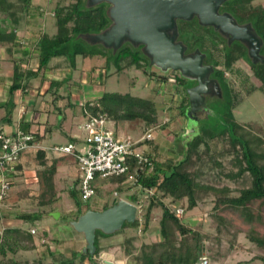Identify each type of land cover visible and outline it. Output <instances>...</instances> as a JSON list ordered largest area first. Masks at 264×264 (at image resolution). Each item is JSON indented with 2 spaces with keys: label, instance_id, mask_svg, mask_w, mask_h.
I'll return each instance as SVG.
<instances>
[{
  "label": "trees",
  "instance_id": "16d2710c",
  "mask_svg": "<svg viewBox=\"0 0 264 264\" xmlns=\"http://www.w3.org/2000/svg\"><path fill=\"white\" fill-rule=\"evenodd\" d=\"M86 1L73 0L71 4L55 9L57 33L53 36L44 32L38 34L36 40L38 65L35 68H24V64L14 61L13 74L6 87V93L11 98V107L3 118L4 123H9L12 120V113L16 108L14 102L16 94L33 90L34 82L38 79L41 84L51 80L50 90L55 89V95L59 96L61 87L69 83L72 75L61 81L52 79L51 73H53L54 67L51 63L54 59H69L73 71L76 68L78 57L83 59L105 58L107 72L111 65L116 66L119 72L122 71V62L131 59L128 67L135 65L147 74L150 72L147 69L150 63L149 59L143 57V53L130 44H126L114 54L112 50H107L100 45L92 46L81 39L82 35L100 33L111 25L108 16L109 4L103 3L89 8L86 6ZM253 1L231 0L227 6L231 8L234 16L241 23L251 22L264 41V5L256 6L252 3ZM32 7L33 0H0V46L9 47L11 55L16 49L23 46L18 35V27L26 16L31 15ZM180 34L182 41L189 46V50L199 47L208 54L206 63L214 65L215 75L222 84L223 100L221 102L223 108L221 111L223 115L218 118L220 122L215 127L216 129H213L214 126L211 128L204 125L198 132H195V136L186 143L183 158L180 160L161 162L149 153L144 154V158H147L148 162L140 163L138 158L133 156L126 162L128 166L126 174L104 179L117 184V190L122 193L124 188L129 186L130 178L135 177L136 182L128 188L135 187L134 194L130 195V199H132L130 202L136 205L141 202L140 191L150 193L154 190V193L150 194L152 200L145 213L144 231L149 230L154 207L158 205L162 209L159 221L161 240L143 244L140 253L135 255L133 246L135 238L128 237L124 240L125 254L130 256L135 264H197L203 251L204 242L209 240L212 242L211 257L218 262L226 257L221 248L223 235L233 232L235 239L241 230L234 224L233 219L224 216V213L228 211L232 214L231 216L236 217L246 227L247 238L257 247L259 253L255 259L264 263V233L260 231V229H264V137L236 120L234 110L240 104L239 95L226 78L227 73L240 76L243 90L247 92L248 96L257 90L264 93V64H253L247 54V48L243 44L234 42L230 46L227 45L212 28L199 25L197 19L191 22L182 21ZM262 52L264 53V46ZM238 61H245L251 72L245 73L237 69L235 66ZM170 78L178 85V89H180V84L184 87L189 82L183 77L179 80L175 76L163 75L161 77L163 82ZM253 78L261 83L259 88L255 86ZM187 88L184 87L182 92L181 107L183 110L181 111L184 116L189 104ZM7 105V102L3 104V106ZM157 111L154 101L121 93H104L96 101L83 105V112L87 117L98 118L106 114L108 121L118 123L141 120L150 127L158 124ZM3 133V129L0 128V134ZM24 133L33 137L29 142L31 144L39 142V139L42 138L39 135ZM12 135H17V132ZM215 139H221L225 143V147L222 151L212 153L209 140ZM36 153L40 165L44 167L38 172L42 189L37 200L38 205L45 208L58 200L54 182V177L57 174V160L47 166L46 152L40 149ZM227 157L232 159V169L226 174V177L234 181L237 187L231 189L230 186L217 187L203 184L201 178L204 175L203 168L207 165L206 160L213 162L214 167L222 168V163L218 159ZM205 158L207 159L205 160ZM8 168L6 176L12 186V179L17 176L15 172H21L22 166L15 164ZM78 181L80 185V180ZM96 192L99 193L98 188H96ZM70 196L77 207V219L91 210L82 204L80 190L71 189ZM209 196L214 198L211 225L216 229V235L189 229L177 214L179 208L184 209V212L187 213L196 209L200 201ZM166 199L171 200L170 204L165 202ZM111 206L106 204L103 210ZM19 217L27 221L41 218L42 213L39 212L37 216L32 213H22ZM140 224L141 221L137 217L134 223H125L121 231L128 228H139ZM105 236L101 231H97L95 256L103 252L98 242L100 237ZM235 243L236 240H233L230 248L233 249ZM35 248L34 235L31 231L26 232L18 227L6 228L0 233V255L2 256L0 264H85L88 259L95 260V256L91 258L88 253H82L81 256H79L80 253H75L71 258L65 257L59 262H31L14 258L22 250L29 251Z\"/></svg>",
  "mask_w": 264,
  "mask_h": 264
},
{
  "label": "rangeland",
  "instance_id": "374dc122",
  "mask_svg": "<svg viewBox=\"0 0 264 264\" xmlns=\"http://www.w3.org/2000/svg\"><path fill=\"white\" fill-rule=\"evenodd\" d=\"M72 1L73 0H33L31 15L26 16V18L23 19L21 25L18 27L19 30L21 29L22 31L31 34L29 35L30 38H28L27 42H25L26 44L24 45L25 47L29 48L28 52L30 54H24L25 51L23 46L18 48V50L16 49L12 55L9 52V47L0 46V85L5 86L4 95H6V87L9 85L10 78L13 74L14 61L16 60L17 62L24 64V68H35L37 66L38 52L36 49V40L38 38V34L44 32L50 36L55 35L57 33L56 18L54 15L55 9L59 6L69 5L72 3ZM254 4L257 6L264 5V0H256ZM143 57H145L144 54ZM130 61L131 59L122 62L121 66L123 69L120 72L114 65H111L110 70L107 72L105 58L83 59L82 57H78L76 68L73 71L70 67L69 59L67 58L54 59L52 61L51 65L54 67V71L51 73L52 79L61 81L67 78L69 75H72V79L69 81V83L66 85L64 84L59 92V96H62L64 101L60 100L56 102V104L60 102V106L62 108L63 106L67 107L63 108V110L66 109L65 111L67 116L69 118L71 116L72 121L74 120L73 125H70L68 122L65 129L67 132H69V134H71V132L73 133V131L77 129L76 127L80 125H77V123H81L83 120L85 123V118H87L83 112V104L85 102H83L82 105L74 104V101H78V98H72V89H79L80 91L88 93L89 86L91 84L93 87L90 88L93 90V93H88V95H85L87 99L93 98L95 99L94 101L99 99V97H102L104 93L129 94L134 97L149 99L155 102L158 109L157 126L150 127L141 120L118 122L116 124L118 125V128H121L122 131L127 130L128 132L127 136L120 139L132 138L135 141H139L147 134L151 133L153 137L151 140L145 142L143 141L137 145V148H139L138 152H142L144 154L150 153L161 162L167 160L178 161L183 158L186 143L191 140L193 136H195V132H198L192 128L194 124L189 122L187 115L184 116L181 111L183 110V107H181V102L183 100L182 92L184 87H189L191 83L187 82L184 87L180 84V90L178 89V85L171 78L170 80L168 79L167 81L163 82L161 77L163 75H168V73H162L149 63L147 69L150 72L147 74L143 70L138 69L135 65L128 67L127 65L130 63ZM235 67L244 71L245 73L251 72L249 65L246 62L236 63ZM172 72H174V76L178 80L183 77L178 71ZM107 74L108 77L106 78ZM226 78L229 80L230 84L234 87L239 95L238 100L240 104L234 110V116L236 120L239 123L250 127L257 134L264 137V93L261 90H257L251 96H248L247 92L243 90L241 83L242 78L240 76L227 73ZM252 80L256 87L259 88L261 86V83L257 79L253 78ZM88 81L90 84H87ZM94 85H96V87ZM36 86H40L39 79L34 82V89L37 88ZM52 91H55V89ZM75 93L77 94V91H75ZM49 98H51L50 95L48 96V99ZM10 99L11 98L6 97L5 102H7L8 105L0 107V128L4 131L11 130L10 127H12V129L17 128V120L19 116L18 109L12 113L14 119L13 125H6L3 122V118L6 116L7 110L11 107ZM40 103H38V106ZM50 104L51 103H49V105ZM209 105L213 108L215 114L208 118L207 116H203V119H200L198 122V130L204 125H208L211 128L214 126L213 129H216L215 127L220 122L218 118L223 115L221 111L223 108L222 102L217 101L216 98H211L209 100ZM216 114L219 116H215ZM82 116H84L83 120L81 118ZM188 122L191 126H189ZM84 123V129L81 133V138L83 135L87 134ZM115 123H108L109 129L113 133H115L117 128ZM120 134L124 135L125 133L120 132ZM59 141L57 140V142ZM209 144L212 153L222 151L225 147V143L221 139L209 140ZM78 145V148L81 150H84L86 147L85 142H82ZM54 148V152L60 156L58 158H62L57 163V174L58 170L63 168L62 173L59 176L56 174L54 177L56 194H62L60 200H58V202L56 201L57 203L54 202L46 208H41L38 205L39 203L37 197L39 196L40 192L37 193L36 189L38 188V182L35 178V170L37 173L39 171L36 166L37 161L33 158V156L40 149L39 143L36 142L35 148L28 151V153L34 155L25 158V171L22 174L17 175V180L14 184L16 185V188H13V192L16 194L14 193V195H10L12 192L11 188L8 193L9 196L0 204V233H2L8 225L6 223V219L3 218V215L7 210H11L13 213L18 209L19 212L20 210L28 211V213L34 214V216H37L39 212L42 213L41 218L20 221L17 225H14L21 226L26 232H30L31 228H35L38 234L34 235V241L39 243L37 249L35 250L20 251L14 256L16 260H27L31 262H59L65 258V254L58 255L59 246L55 244V239H67L66 242H73L75 246H78V243L80 242L79 240H82L84 237L82 234L75 231V229L71 226V222L78 217L77 212H69V210L75 206V202H73L67 193L66 196L63 195V192L66 191L68 182L67 179L71 178L73 173L76 172H74V170H76L75 164L77 165V163L73 157H66L68 155H63L60 152L55 151ZM61 155L65 157H61ZM206 159L207 158H205V160ZM218 160L222 163V168L214 167L213 162L206 160L205 163L207 165L203 168L204 175L201 178L202 183L217 187L230 186L231 189H235L237 184L226 177V174H228L232 169V159L227 157L225 159L221 158ZM53 162L54 159L51 160L47 166H50ZM66 167L68 168V172L66 171ZM98 183V185H100L98 188L99 193H97L89 201H82V204L86 208H90L91 210L95 211H102L106 207V204L111 206L115 204L114 202H118L119 200H132L130 199V195L134 194L135 187L131 189L128 188L132 185V182H130L131 185L129 184V186L125 185L128 187H125L122 193L117 190V184L108 182L105 187L102 180H100ZM70 187L71 186L68 185V188ZM139 193L141 202L138 204L139 206H137L139 208L138 218L141 221V226L139 228H128L124 231L120 230L115 234L100 237V240L101 238H105V243L111 242L109 245L115 246L117 250V262L112 264H135V262L131 260V257L125 254L124 240L128 237L135 238V241L133 242L135 255L140 253V249L143 244H151L161 240L159 221L162 215V209L160 206L156 205L154 207L151 215L149 230L144 231L145 213L152 200L150 194H153L154 190L150 191V193H148V191H140ZM234 195H237V193H234ZM165 202L170 204L171 200L166 199ZM213 207L214 198L209 196L203 201H200L199 206L196 209L188 213L185 211L179 217L189 229L196 231L200 230L206 234L216 235V229H214L211 225V213ZM52 213L59 214V218L53 217L51 215ZM231 215L232 214L228 213V211L224 213V216H226L228 219H233L234 224L240 227L242 231L240 230V233H237L235 239L233 232L223 235L221 248L226 257L218 262L212 259L210 251L212 242L205 240L200 258L206 256L210 264H264L262 261L255 259L259 253L257 247L248 240L245 232L246 227L240 221H238L236 217ZM260 231L264 233V229H260ZM42 239H45L47 242L42 243ZM233 240H236V245L232 249L230 246L233 243ZM53 248H56V251H53L55 256L50 257V249ZM60 249L66 250V247L62 246ZM101 249L104 250L106 248ZM102 257H104L105 260L106 257L104 256L103 252L96 254L94 261L88 260L90 263L104 264L103 260L101 259ZM1 260L2 256L0 255V261Z\"/></svg>",
  "mask_w": 264,
  "mask_h": 264
},
{
  "label": "water",
  "instance_id": "95a60500",
  "mask_svg": "<svg viewBox=\"0 0 264 264\" xmlns=\"http://www.w3.org/2000/svg\"><path fill=\"white\" fill-rule=\"evenodd\" d=\"M230 0H87L86 6L96 7L109 4L108 16L111 25L97 34L80 36L86 43L100 45L117 53L123 46L130 44L134 48L142 47L151 66L162 73L178 71L183 78L195 81L197 86L188 90L190 106L187 118L198 131V122L203 119L200 111L205 108L206 95L211 94L214 85L220 92L221 85L211 79L214 66L205 65L206 54L198 48L187 53L188 46L179 40V21L191 22L198 19L199 25L213 27L228 39L229 46L240 42L248 49L253 64H264L263 39L258 35L252 23L240 25L229 13L220 14V8ZM211 86V87H210ZM188 122V123H189ZM189 126L190 123H189ZM59 218V214H51ZM138 217V207L126 200L103 211L88 210L71 226L84 236L86 247L83 254L91 258L96 253V233L112 235L120 231L125 223H134ZM81 256V254H79Z\"/></svg>",
  "mask_w": 264,
  "mask_h": 264
},
{
  "label": "crops",
  "instance_id": "0c3cea01",
  "mask_svg": "<svg viewBox=\"0 0 264 264\" xmlns=\"http://www.w3.org/2000/svg\"><path fill=\"white\" fill-rule=\"evenodd\" d=\"M18 35H19V38L23 44V48L25 51L24 54H30L28 52L29 48L25 47L24 45L26 44L25 42H27L28 38H30L29 35H31V34H29L28 32L26 33L20 29L18 31ZM3 63H6V62H3ZM50 84H51V80H47L43 84H41V82H40V86L39 87L36 86L37 87L36 89L30 90L26 93H24V92L23 93H17L15 98H14V102L16 104V108L14 109V111L17 109L19 110V116H18V120H17V128L12 129V127H10L11 130H9V131L3 130V131L5 134H12V133L22 131V132L31 133L35 136L39 135L40 137H42L41 139L38 138L39 139V142H38L39 143V149H42L46 152L45 158L47 159L48 163L53 159L54 160L59 159V160H57V163H58L60 161V159H62V158H58L60 156L54 152L53 148L56 146H67V145L73 144L75 147V150L81 151V149L78 148V146H79L78 144L85 142L84 139L86 137V134L83 135V137L81 138V136H82L81 133L84 129V127H83L84 116L81 117L83 121L81 120L82 121L81 123H79V122L77 123V125L80 124L81 126L79 125L78 127H76L77 129L74 130L73 133L71 132V134H69V132L66 131L65 128H66V125L68 124V122L70 123V125H73L74 120L72 121L71 116H70V118L67 116V113L65 111L66 109L63 110V108H67V107L63 106V108H62L60 106V102L58 104H56L57 101H60V100L64 101V98L62 96L55 95V93H54L55 91L50 90ZM87 84H90L89 81L87 82ZM94 86L96 87V85H94ZM0 87H1L0 88V101H1L0 107H3V104L5 103V100H6V97H8V94L6 93V95H4V90H5L4 85H0ZM90 87L92 88L93 86L90 84L88 93H93V90ZM75 91H77V94L75 93ZM94 91H96V90H94ZM72 92H73L72 98H78V101H74V104H76V105H79V104L82 105L83 102H85V103L94 102V100H95L93 98L87 99L86 95H88V93L80 91L79 89H72ZM61 93H62V91H61ZM49 95L51 96V98L48 99ZM38 103H40L39 106H38ZM49 103H51V104L49 105ZM11 118H12V120L9 123H5L6 125H13L14 124L13 116ZM67 119H68V121H67ZM85 119L87 120V118H85ZM109 122L115 123L113 121H108V123ZM108 123H107V129H108V131L112 132L108 127ZM116 124L117 123H115V126H117L116 131H115V133H113V132L112 133L117 138H124L125 136H127L128 135L127 130L122 131V129L118 128V125H116ZM120 132H123L125 134L121 135ZM57 140L58 141L61 140V141L57 142ZM62 140L64 143L62 142ZM31 155L33 156L34 154H31V153L27 154L26 153V154L22 155L20 157V159L17 161L16 165L18 164V165L22 166L21 172H19V173H17V171L15 172L17 175L22 174L25 171V164H24L25 158L31 157ZM61 157H65V156L61 155ZM66 157H72V156H66ZM33 158L36 159V161H37L36 166H37L38 171L42 170L44 167L41 165L39 166L40 162H39V159L37 158V153H35ZM75 168H76V170H74V172L75 171L76 172L73 173V176L71 178L67 179L68 182H67V186H66V191L65 192L62 191L63 195L66 196L68 194L70 198H71V196H70V190L71 189L75 191L77 188V190H79V181L78 180H80V172H79V168L76 164H75ZM62 169L58 170L57 176L61 175ZM66 171L68 172L67 167H66ZM35 172H36L35 178L37 179V182H38V186H37L38 188H36L37 193H39V192L41 193L42 188L40 185V179L38 177V173L36 170H35ZM16 178H17V176H15L12 179V181H13L12 186L16 183V180H17ZM100 180L103 181V184L106 187V184L108 183V181L101 179V178H97L96 182H95L96 188H99L100 185H98L99 184L98 182ZM77 181H78V185H77ZM68 185H70L71 187L68 188ZM12 186H11L12 192L10 195H14V193H15V192H13V188H16V185H14L13 187ZM61 197H62V194L57 195L58 200H60ZM58 200H57V202H58ZM128 202H130V201H128ZM130 203H132V202H130ZM132 204H134V203H132ZM134 205H136V204H134ZM138 211H139V208H138ZM69 212L70 213L71 212L76 213L77 212L76 205L73 208H71L69 210ZM22 213H28V211H21L20 210V212H19V209H18V210H16V212L13 213V212H11V210H7L3 215L4 216L3 218L6 219V223L8 224L6 226V228H9V227L22 228L21 226H14V225H17L18 222L24 221L19 217V215ZM75 220H77V219H75ZM32 229H35V228H31V230ZM37 234H38V232H37ZM66 240L55 239V241H56L55 244H57L59 246V248H58L59 254L58 255L65 254L66 258H71L72 255L75 253L82 254L83 249L86 247V241H85L84 237L82 238V240H79L80 242L78 243V246H75V244L73 242L72 243L66 242ZM43 241H45L44 243L47 242L45 239H42L41 242L43 243ZM110 243L111 242L105 243V238H101V240L99 241V246L101 248H106L103 250V254L106 258H105V260H104V257L101 258L103 260L104 264H106V263L112 264L114 262H117L116 261V251L117 250H116L115 246L109 245ZM35 244H36L35 249H37L39 243L35 241ZM62 246H65L66 250L60 249V247H62ZM55 249L54 248L50 249V251H51L50 255H49L50 257L55 256L53 254V251ZM89 263H90L89 260H86L85 264H89Z\"/></svg>",
  "mask_w": 264,
  "mask_h": 264
},
{
  "label": "built area",
  "instance_id": "2783aa9c",
  "mask_svg": "<svg viewBox=\"0 0 264 264\" xmlns=\"http://www.w3.org/2000/svg\"><path fill=\"white\" fill-rule=\"evenodd\" d=\"M107 123L106 114L98 118L87 117L84 150H75L73 144L54 148L55 151L63 155L72 156L76 161L80 172L79 190L84 202L89 201L97 194L95 185L97 178L107 179L126 174L128 172L126 162L133 156L138 158L140 163L148 162V159L144 158V153L138 152L137 145L143 141L151 140L153 138L151 133L139 141L132 138L120 139L108 131ZM32 139V136L26 135L24 132H17V135L0 134V204L11 190L10 180L6 176L8 167H13L22 155L35 148L34 143H29ZM130 182L134 185L135 177H131ZM183 213L184 209H177L179 216ZM31 233L36 235V229H32ZM197 264H210V262L206 256H203Z\"/></svg>",
  "mask_w": 264,
  "mask_h": 264
},
{
  "label": "flooded vegetation",
  "instance_id": "af4514ba",
  "mask_svg": "<svg viewBox=\"0 0 264 264\" xmlns=\"http://www.w3.org/2000/svg\"><path fill=\"white\" fill-rule=\"evenodd\" d=\"M230 1H231V0H230ZM255 1H256V0H254L252 3L254 4ZM227 3H229V1L226 2V3H224L223 6L220 8V14H224V13H229V14H231V15L237 20V22H238L240 25H245V24L251 23V22H244V23H241V22L239 21V19L236 18V17L234 16L235 14L231 11V8H228ZM254 5H255V4H254ZM256 6H257V5H256ZM196 19H197V18H195L194 20H196ZM197 21H198V19H197ZM181 22H182V21H179V22H178V25H179V32H180V24H181ZM198 23H199V22H198ZM208 28H212L213 31H214L215 33H217V34H218V35H219V36H220V37H221V38L227 43V45H229V44H228V39H227V38H225L224 36H222L220 33L216 32V31L214 30L213 27H208ZM179 40L182 41V39H181V34H180ZM233 43H234V42H233ZM233 43H232V44H233ZM184 44H185V43H184ZM232 44H231V45H232ZM185 45H186V44H185ZM187 46H188V45H187ZM198 48H199V47L195 48L194 50H189V46H188V51H187V53H188V54H189V53H192V52H194V51H195L196 49H198ZM135 49H136V48H135ZM138 49L142 52V47H141V46L138 47ZM199 49H200V48H199ZM200 50H201V49H200ZM201 51H202V50H201ZM142 53H143V52H142ZM202 53L206 54V58L204 59V64H205V65H212V66H214V65L211 64V63H206V61H207V59H208V54H207V52L202 51ZM247 54H248V49H247ZM261 54L263 55L264 53L261 51ZM244 62H245V61H238L237 63H244ZM215 72H216V69H215V67H214V72L211 74V79H214V80L218 81V82L220 83L221 87H222V84H221L219 78L215 75ZM168 76H169V77H172V76H174V73H173L172 71H170V72L168 73ZM188 81L191 83V85L187 88V90H189L190 88L195 87V86L198 85V83L195 82V81H190V80H188ZM210 87H211V86H210ZM221 90H222V89H221ZM188 96H189V95H188ZM211 98H216L217 101L221 102V101L223 100V90L220 92L219 90L216 89V87H215L214 85H212V87H211V94L206 95V101H205L206 105H205V108L202 109V111H200V114H201L202 116H207V118L215 114L213 108L209 105V100H210ZM189 106H190V100H189V104H188V106H187V110H188ZM186 113H187V111H186ZM102 211H103V210H102Z\"/></svg>",
  "mask_w": 264,
  "mask_h": 264
}]
</instances>
